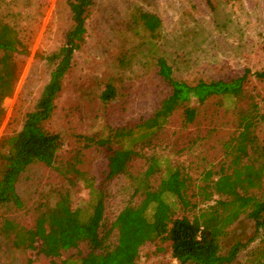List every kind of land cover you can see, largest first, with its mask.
Instances as JSON below:
<instances>
[{
    "label": "rangeland",
    "instance_id": "374dc122",
    "mask_svg": "<svg viewBox=\"0 0 264 264\" xmlns=\"http://www.w3.org/2000/svg\"><path fill=\"white\" fill-rule=\"evenodd\" d=\"M136 7L161 17L158 38L131 27ZM71 16L69 0H0V17L18 29L28 47L27 53L16 55L18 79L2 100L0 139L17 132L36 105L55 65L47 56L64 42ZM86 28L46 123L48 130L61 133L63 147L54 165L36 162L20 175L17 190L24 206L1 208L0 227L7 216L33 225L40 208L65 193L86 215L101 196L108 224L126 204L142 203L151 214L154 199L175 201L172 187L163 180L172 166L184 167L193 180L189 199L195 206H177L176 215L193 217L208 202L225 199L215 194L205 202L193 189L203 183L205 169L218 170L229 160L225 142L238 131L240 111L253 108L264 113V79L257 75L264 71V0H93ZM161 56L172 65L176 79L190 84L244 74L246 78L231 93L204 102L191 98L141 139L139 128L132 137H114L104 144L89 140L107 139L116 128L135 125L171 93L157 72ZM108 85L114 88L105 101L101 94ZM187 106L196 110L191 120L185 119ZM253 120L256 141L264 145V118ZM125 149H130L126 163L131 174L109 176L110 156ZM2 169L0 163V175ZM146 172L153 174L151 186L140 189L137 178ZM115 238L113 233L111 241ZM239 239L245 246L230 264H264V227L256 231L254 220L242 214L223 238V253ZM39 245L35 242L27 252L16 248L0 229V264H50L49 258L36 253ZM76 252H64L58 264H69L63 260ZM134 264L181 263L172 255L170 241L157 238L140 247Z\"/></svg>",
    "mask_w": 264,
    "mask_h": 264
},
{
    "label": "trees",
    "instance_id": "16d2710c",
    "mask_svg": "<svg viewBox=\"0 0 264 264\" xmlns=\"http://www.w3.org/2000/svg\"><path fill=\"white\" fill-rule=\"evenodd\" d=\"M92 3L93 0H69L72 23L64 42L47 56L48 60L55 63L50 78L34 108L26 113L22 127L0 139V163L3 165L0 209L23 207L24 201L17 190L20 175L36 162L54 165L63 147L61 133L48 130L46 123L54 114L56 100L64 77L72 66L74 53L85 40L86 19ZM129 24L137 31L142 29L150 38H158L162 19L155 12L136 7ZM27 52L28 47L18 29L0 17V122L4 113L2 100L13 92L20 72V61L16 55ZM156 65L158 74L170 86L171 93L161 99L150 116L135 125L118 127L107 139L88 137L89 140L104 144L114 137H132L139 128L143 130L141 139L163 125L176 108L191 98L204 102L213 95L231 93L246 78L244 74L229 80H200L190 84L174 77L173 67L165 57H158ZM257 75L264 79V71H259ZM113 88L108 85L103 90L101 97L105 101ZM195 113L194 107L187 106L185 119L191 120ZM239 114L238 131L225 142V154L229 155V160L222 162L218 170L205 169L202 172L203 183L196 184V189H193L194 194H199L205 202L212 200L215 194L225 195L226 198L208 202L193 217L176 215L177 206L188 209L194 205L189 199L193 180L184 167L172 166L167 169L163 180L172 187L175 201L172 203L164 197L154 199L156 204L151 214L142 203L126 204L114 221L108 224L101 196L86 215L65 193L60 194L54 202L43 205L31 226L4 217L1 232L16 248L26 252L40 241L36 253L49 258L50 264H58L57 260L63 253L72 248H76L77 252L63 262L134 264L140 247L157 238L170 241L172 255L181 264H230L245 242L236 240L223 253L222 241L229 233V228L242 214L254 220L256 231L264 227V145L257 143V136L252 129L253 117L264 118V113L259 114L251 108L248 111L241 110ZM129 154L130 149H125L110 156L109 176L119 172L131 174L126 163ZM151 175L152 172L142 173L137 178L138 188L150 187ZM113 233L116 238L111 241Z\"/></svg>",
    "mask_w": 264,
    "mask_h": 264
}]
</instances>
